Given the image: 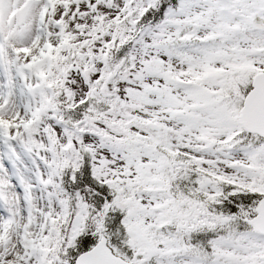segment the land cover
<instances>
[{
	"label": "snow or ice",
	"instance_id": "1",
	"mask_svg": "<svg viewBox=\"0 0 264 264\" xmlns=\"http://www.w3.org/2000/svg\"><path fill=\"white\" fill-rule=\"evenodd\" d=\"M0 264H264V0H0Z\"/></svg>",
	"mask_w": 264,
	"mask_h": 264
}]
</instances>
